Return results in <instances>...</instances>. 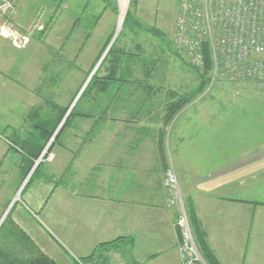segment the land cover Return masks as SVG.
Instances as JSON below:
<instances>
[{"label": "crops", "instance_id": "obj_1", "mask_svg": "<svg viewBox=\"0 0 264 264\" xmlns=\"http://www.w3.org/2000/svg\"><path fill=\"white\" fill-rule=\"evenodd\" d=\"M15 3L20 21L44 19L37 45L47 47L44 62L51 65L21 77L61 81L45 89L39 83L13 89L18 98L11 100L2 97L9 89L0 86V248L20 255L38 248L58 264H72L99 243L120 239L119 247L107 250V264H180V211L168 205L162 185L172 167L182 202L193 209L217 260L264 264V201L251 193L264 182V140L253 148L256 141L245 138L237 146L234 136L224 134L229 130H221L226 120L218 109L203 102L169 113L186 90L178 86L182 73L149 65V44L156 42L142 29L154 23L144 14L149 4L138 8L143 24L125 28L113 54L118 68L109 72V56L94 68L91 62L109 40L115 0ZM65 79L84 83L69 87ZM60 106L67 108L60 125L72 109L76 115L55 139L54 160L37 166L27 182L29 155L21 146L39 134L35 123L58 117ZM21 108L28 111L24 124L16 114ZM62 174L65 182L54 185Z\"/></svg>", "mask_w": 264, "mask_h": 264}, {"label": "rangeland", "instance_id": "obj_2", "mask_svg": "<svg viewBox=\"0 0 264 264\" xmlns=\"http://www.w3.org/2000/svg\"><path fill=\"white\" fill-rule=\"evenodd\" d=\"M9 1L12 3V5H16L15 0ZM182 1L183 0H175L176 11L173 12V0H144L143 5H139L141 0H130V4L126 9L127 15L125 14L126 17H124L126 19L127 16L131 14V19L126 22V24L123 22L124 25L123 23L121 24V28L118 31V34L114 36L118 12L117 4L115 1L116 19L114 27L107 43L101 48L100 51H98L97 55L93 58L91 62L92 68H94L98 59L106 52L104 59L106 60L108 56L109 59L107 60L108 66H106L105 68L107 71H111V68L114 65L111 62L112 60H114L113 54L117 53L118 46L121 45L125 38L124 34L127 32L125 28H127V25L131 26V24L134 22L132 21V17L136 19H134L136 23L141 24L142 21H140V19L138 18L141 17V15L138 13V8H140V10L142 11L144 10L143 6L149 4L147 5L146 13L144 14H147V19L150 22H152V20L154 22H152L153 25L150 24L152 26L149 25V27L154 28L159 33L152 34L151 32H149L152 34L151 36L155 37L157 42L149 44V55H152L154 57L150 58L151 61L149 62V65L154 66L157 70H171L173 71V73H182V82L178 84V86H180L182 90H186L183 91L184 94L187 92V94H190L193 88L204 83L203 92L192 96L191 100L185 105L195 102H203L205 104L214 106L218 109L217 111H215V113L220 116V119L226 120L225 123L222 124L223 126L221 125V130H226V128L229 130L224 133L226 136H234L237 146L240 145L239 141H243L245 138H253L256 143H252V147H259L261 143L258 142L264 140V84L263 82L259 81L263 76L256 73L252 74L251 77H248L245 72L251 67L252 64L243 56L240 57L241 63L239 64L241 69L239 70L234 69L233 66L231 67L227 65L224 61H221L220 58L217 59L216 54H211V69L209 75L210 78L209 81H203L200 75L204 62L203 57L200 58V62H197L194 57L192 58V55L190 54L192 52V47H190L186 43V41L190 39L189 36H191L192 33L191 29L188 27L190 33L187 37H183L180 29V23H178L179 19L181 20V22L182 20L187 19V16L182 14V10H184ZM187 1H190L193 5H195L192 2L193 0ZM212 7L209 4V11L207 15V17L211 20V22L209 23L210 30L213 29L214 18L217 13L214 9H212ZM13 9L15 10L11 13L10 18L8 17L9 14H6V12H4L3 14L0 10V26L4 24L9 28L11 32L15 33L17 38H22V36H24L27 38V41L26 43H24V45L22 42L20 44H14L12 41L13 37L8 36L9 34H11V32L8 30H5L4 32L6 36H0V86L2 87V89H9V91L4 96H2L8 100L18 98V95H15L12 91L13 89L19 88L21 92V87L34 86L37 83H39V85L37 86H39L41 89H45L52 86V84L56 82L54 78L53 80L51 78L37 80L35 78L33 79L21 77L23 71L25 74H28L30 72L31 74H33L34 70L40 69V67H45V69L49 71L48 67L51 65H49V62H44V60L50 55L47 47L45 45L38 46V37L42 35V32L46 30L47 26L45 25V23H42V20L44 19L35 21V18L33 17H31L30 20L28 19L26 22H22L20 21L18 7L13 6ZM34 15H36V11ZM222 15L225 16L224 13ZM39 25H41V28H39ZM171 26L173 27V30H170ZM142 27H144L145 29H142L146 31L148 25L145 24L144 26L142 25ZM156 27H160V30ZM201 46L203 45L201 44ZM123 50H127L129 54H133L134 52H136V49L134 50L127 47ZM114 51H116V53H114ZM55 59L56 58L54 57V60L52 61V68L54 67L53 64L55 62ZM105 60L103 61V66L106 64ZM36 61H38L39 63H37ZM222 66L231 69L236 74V76L234 77L229 71L222 68ZM185 74L186 78H184ZM93 79L91 80V82L89 80L90 84L92 83ZM59 81L61 80H57V82ZM63 83L69 87H80L84 83V79H65L63 80ZM12 105L15 104L13 103ZM52 108L53 110H55V106H53ZM36 109L38 108L35 107L34 111H36ZM24 110L26 109L21 108L19 109V111H16V114L19 115L21 124L23 123L22 120H27V115L25 116V114L28 111ZM13 116L15 117V115ZM50 119L51 118H49V120ZM45 120L47 119L42 118L43 122H45ZM55 134L53 135V137H51L52 140L50 144V151L55 142ZM0 135L2 136L1 133ZM45 162L47 163L51 161ZM45 162L40 163L38 167ZM64 171L65 169H63V172ZM29 172H31V170ZM28 175L29 173L26 175V178ZM61 177L56 178L55 180L53 179L54 185L62 184L63 182H65L63 178H66V174H62ZM262 178L264 179V175L262 176ZM29 181L30 178H28L27 182ZM258 186L259 187H255L251 192L252 197L264 201V182L259 183ZM51 194L52 192L48 197H50ZM176 224L178 245V243L180 244L182 241L181 227L178 222Z\"/></svg>", "mask_w": 264, "mask_h": 264}, {"label": "built area", "instance_id": "obj_3", "mask_svg": "<svg viewBox=\"0 0 264 264\" xmlns=\"http://www.w3.org/2000/svg\"><path fill=\"white\" fill-rule=\"evenodd\" d=\"M115 1L118 12L114 36L118 34L126 9L130 4V0ZM182 2L184 8L182 14L187 16V19L182 20V22L179 19L178 23H180L183 37L189 35L188 27L191 29L190 39L186 43L192 47L190 53L192 58L194 57L197 62H200L203 46H208L210 56L216 54L217 59L220 58L227 65L240 70V57L243 56L252 64L245 74L248 77L256 73L261 74L263 77L259 81L264 84V0H193L195 5L187 0ZM209 4L217 12L212 30L209 29L211 20L207 17ZM0 10L3 14L4 12L9 14V18L14 11L9 0H1ZM223 13L225 16L222 15ZM5 30L10 31L4 24L1 25L0 36H6ZM8 36L13 37L14 44L22 42L24 45L27 41V38L23 36L17 38L14 32ZM222 68L229 71L234 77L236 76L228 67L222 66ZM51 140L52 138L47 142L37 159L34 160L33 168L27 178L40 163L54 159V154L50 151ZM162 185L167 194L168 205L177 206L180 211L178 220L182 238L178 246L181 256L180 264H203L187 222L176 174L172 167L165 170Z\"/></svg>", "mask_w": 264, "mask_h": 264}, {"label": "trees", "instance_id": "obj_4", "mask_svg": "<svg viewBox=\"0 0 264 264\" xmlns=\"http://www.w3.org/2000/svg\"><path fill=\"white\" fill-rule=\"evenodd\" d=\"M131 16L132 15L129 14L126 19L125 16L123 22L126 24V22H128L131 19ZM132 19H133L132 21L136 22L135 21L136 19L134 17H132ZM146 31H149L152 34L158 33L154 28H151L149 26L147 27ZM202 57L204 62L200 75L203 81L206 82L209 81L210 78L209 75L211 69V56L206 46H203ZM112 63L114 65L112 66L111 71L117 70L119 65V59L112 61ZM92 78L95 79L97 86L99 81L98 76L95 75ZM203 85L204 83L193 88L190 94H187L188 93L187 92L185 94L183 93L180 95H176V99L174 100L173 106L169 110V113L172 115L175 114L177 110H179L182 106H184L186 103H188L191 100L192 96L203 92L204 90ZM87 87L90 88L92 86L87 84ZM58 109H59L58 117L54 119L51 118L50 120H45V122L35 123V126L37 125L36 129L40 130L39 134L28 139L27 142L24 143L25 145L21 146V150L23 149L27 151L29 155V159L27 160L28 165L24 171L25 172L24 177H26L29 171L33 168L34 160L37 159V157L40 155L47 142L55 134V131L58 129L56 131L54 139H56L59 133L61 132V130L67 126L70 117L74 114L76 115V112L74 111V109H72V111H70L68 115L65 117L63 123L60 125V122L62 121L63 117L66 114L67 108L60 106V108ZM34 138H37V140ZM36 169L37 168H35L32 172L34 173ZM184 208L192 237L196 244L197 250L201 255V258L205 261L206 264H221L217 260L216 256L214 255L210 247L208 246L204 234L200 229V227L198 226L197 218L195 216L193 209L189 205L188 206L185 205ZM119 241L120 239H116L110 242L99 243L98 245H96L93 252L89 256L75 259L72 261V264H107L108 262V257L106 256L107 250L110 248L119 247L117 246V243ZM0 264H58V263H56L53 259L42 253L40 250H38V248H36L34 251L31 247H29L27 255L16 254L13 251H10L6 248H0Z\"/></svg>", "mask_w": 264, "mask_h": 264}, {"label": "water", "instance_id": "obj_5", "mask_svg": "<svg viewBox=\"0 0 264 264\" xmlns=\"http://www.w3.org/2000/svg\"><path fill=\"white\" fill-rule=\"evenodd\" d=\"M105 53H106V52H105ZM105 53H104V55H105ZM104 55H103V57H104ZM202 261H203V264H206L205 261H204L203 259H202Z\"/></svg>", "mask_w": 264, "mask_h": 264}, {"label": "bare ground", "instance_id": "obj_6", "mask_svg": "<svg viewBox=\"0 0 264 264\" xmlns=\"http://www.w3.org/2000/svg\"><path fill=\"white\" fill-rule=\"evenodd\" d=\"M24 37V36H23ZM112 39V38H111ZM13 40V39H12ZM113 43V42H112ZM55 158V157H54ZM29 174H30V172H29ZM32 175V174H31Z\"/></svg>", "mask_w": 264, "mask_h": 264}]
</instances>
